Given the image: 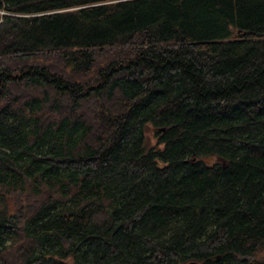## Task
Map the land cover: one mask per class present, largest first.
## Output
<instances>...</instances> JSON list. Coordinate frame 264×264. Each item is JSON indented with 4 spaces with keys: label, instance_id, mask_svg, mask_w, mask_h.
<instances>
[{
    "label": "trees",
    "instance_id": "trees-1",
    "mask_svg": "<svg viewBox=\"0 0 264 264\" xmlns=\"http://www.w3.org/2000/svg\"><path fill=\"white\" fill-rule=\"evenodd\" d=\"M190 260L264 264V0H0V264Z\"/></svg>",
    "mask_w": 264,
    "mask_h": 264
},
{
    "label": "rangeland",
    "instance_id": "rangeland-1",
    "mask_svg": "<svg viewBox=\"0 0 264 264\" xmlns=\"http://www.w3.org/2000/svg\"><path fill=\"white\" fill-rule=\"evenodd\" d=\"M155 140V137H154V130L151 126H148L147 127V130H146V142L147 144H151L153 141ZM241 259H250V256L249 255H242L240 257Z\"/></svg>",
    "mask_w": 264,
    "mask_h": 264
},
{
    "label": "water",
    "instance_id": "water-1",
    "mask_svg": "<svg viewBox=\"0 0 264 264\" xmlns=\"http://www.w3.org/2000/svg\"><path fill=\"white\" fill-rule=\"evenodd\" d=\"M102 111L104 112L103 108H102ZM183 264H200V263L198 261H196V260H190V261H187V262H185Z\"/></svg>",
    "mask_w": 264,
    "mask_h": 264
}]
</instances>
